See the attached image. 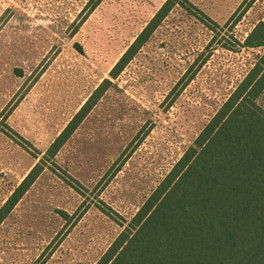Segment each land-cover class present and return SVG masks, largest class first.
Returning a JSON list of instances; mask_svg holds the SVG:
<instances>
[{
    "label": "rangeland",
    "instance_id": "1",
    "mask_svg": "<svg viewBox=\"0 0 264 264\" xmlns=\"http://www.w3.org/2000/svg\"><path fill=\"white\" fill-rule=\"evenodd\" d=\"M165 1L0 0V206L112 83L0 225V264H96L263 54L239 42L264 0H189L112 78Z\"/></svg>",
    "mask_w": 264,
    "mask_h": 264
},
{
    "label": "trees",
    "instance_id": "2",
    "mask_svg": "<svg viewBox=\"0 0 264 264\" xmlns=\"http://www.w3.org/2000/svg\"><path fill=\"white\" fill-rule=\"evenodd\" d=\"M187 5L195 8L166 0L110 76L123 71L175 6L190 12ZM239 45L264 47V22ZM111 84L99 85L0 206V225L45 169L58 167L56 155ZM263 97L264 52L96 264H264Z\"/></svg>",
    "mask_w": 264,
    "mask_h": 264
}]
</instances>
